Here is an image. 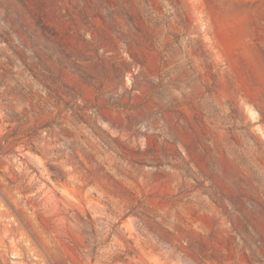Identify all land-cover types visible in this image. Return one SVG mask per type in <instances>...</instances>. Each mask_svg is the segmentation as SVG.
<instances>
[{"label":"rangeland","instance_id":"1","mask_svg":"<svg viewBox=\"0 0 264 264\" xmlns=\"http://www.w3.org/2000/svg\"><path fill=\"white\" fill-rule=\"evenodd\" d=\"M0 264H264V0H0Z\"/></svg>","mask_w":264,"mask_h":264}]
</instances>
